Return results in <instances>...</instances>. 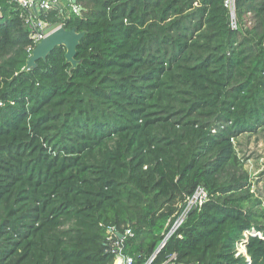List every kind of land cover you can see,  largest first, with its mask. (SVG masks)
Listing matches in <instances>:
<instances>
[{"label": "trees", "instance_id": "trees-1", "mask_svg": "<svg viewBox=\"0 0 264 264\" xmlns=\"http://www.w3.org/2000/svg\"><path fill=\"white\" fill-rule=\"evenodd\" d=\"M234 1L236 28L224 0H75L45 18L84 32L76 65L58 45L30 68L2 2L0 264H114L110 227L130 229L133 264H264L234 144L264 129V32L246 19L264 0ZM198 186L207 201L158 248Z\"/></svg>", "mask_w": 264, "mask_h": 264}, {"label": "built area", "instance_id": "built-area-1", "mask_svg": "<svg viewBox=\"0 0 264 264\" xmlns=\"http://www.w3.org/2000/svg\"><path fill=\"white\" fill-rule=\"evenodd\" d=\"M2 2L12 11H18L19 14L23 15L24 24L30 30V37L35 45L52 30L62 26L60 24L53 26L51 22L45 18L47 13L56 10L57 12H66V8L77 13L81 9V6L77 5L76 2H73L72 0H0V7ZM63 2H66L65 5H63ZM224 5L229 10L231 26L236 28L235 1L224 0ZM208 197V192L203 186H198L191 195L186 197L182 210L170 222L169 228L165 232L158 248L162 246L181 226L186 215L192 209L201 207L202 204L207 201ZM108 233L109 236L107 237V240L112 241L111 251L115 255L114 264H133V258L122 252L123 239L126 235L131 234L130 229L127 228L121 237L118 236V232L114 227L108 228ZM113 235L117 236L118 239L114 240ZM153 257L154 254H152L143 264H149ZM174 260H176V254L171 253L168 255L167 260L164 263H173Z\"/></svg>", "mask_w": 264, "mask_h": 264}, {"label": "rangeland", "instance_id": "rangeland-1", "mask_svg": "<svg viewBox=\"0 0 264 264\" xmlns=\"http://www.w3.org/2000/svg\"><path fill=\"white\" fill-rule=\"evenodd\" d=\"M66 2H63L65 5ZM247 26L253 28L258 33L264 32V21L257 22V17L252 12L246 15ZM235 149L239 158L243 161V167L248 172L251 179L252 198L243 203L245 208H251L258 221L264 222V129L256 133L242 134L234 140ZM249 232H243L246 237ZM253 233V232H251ZM246 239V238H245ZM241 241L237 247L238 251L245 254L244 244Z\"/></svg>", "mask_w": 264, "mask_h": 264}, {"label": "water", "instance_id": "water-1", "mask_svg": "<svg viewBox=\"0 0 264 264\" xmlns=\"http://www.w3.org/2000/svg\"><path fill=\"white\" fill-rule=\"evenodd\" d=\"M72 1L75 2V0ZM83 34L84 32H78L75 27L66 29L60 26L55 28L34 46L27 61V68L34 67L38 59H45L47 54L58 45L65 47V60L72 66H75L77 63V60L74 58L76 55V47ZM118 236L121 237L122 234L119 233Z\"/></svg>", "mask_w": 264, "mask_h": 264}]
</instances>
